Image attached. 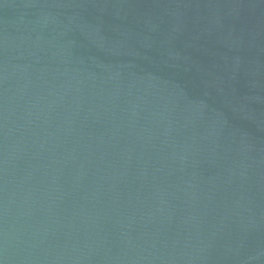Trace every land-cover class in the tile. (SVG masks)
I'll list each match as a JSON object with an SVG mask.
<instances>
[{"label":"water","instance_id":"water-1","mask_svg":"<svg viewBox=\"0 0 264 264\" xmlns=\"http://www.w3.org/2000/svg\"><path fill=\"white\" fill-rule=\"evenodd\" d=\"M0 264H264V0H0Z\"/></svg>","mask_w":264,"mask_h":264}]
</instances>
